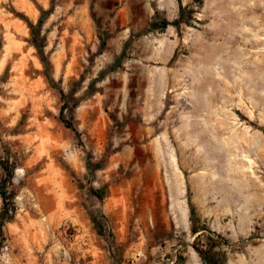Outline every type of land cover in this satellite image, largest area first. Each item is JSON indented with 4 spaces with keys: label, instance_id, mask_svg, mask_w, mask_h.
I'll return each instance as SVG.
<instances>
[{
    "label": "rangeland",
    "instance_id": "obj_1",
    "mask_svg": "<svg viewBox=\"0 0 264 264\" xmlns=\"http://www.w3.org/2000/svg\"><path fill=\"white\" fill-rule=\"evenodd\" d=\"M0 192V264H264V0H0Z\"/></svg>",
    "mask_w": 264,
    "mask_h": 264
},
{
    "label": "trees",
    "instance_id": "obj_2",
    "mask_svg": "<svg viewBox=\"0 0 264 264\" xmlns=\"http://www.w3.org/2000/svg\"><path fill=\"white\" fill-rule=\"evenodd\" d=\"M175 23L178 25L179 21H178V22H175ZM169 24H170V22H169L166 18H164V19H162V20L160 21V25L162 26V28H166ZM65 109H66V106H65V104H64L63 107H62L61 112L64 113ZM66 123H67V126H69V127H73V123H72V121L67 120ZM9 177H10V175H9ZM0 194H1L2 196L4 195L3 192H0ZM193 223H194V224H193L192 230L196 233V232L199 231V229H198V227H197L196 224H195L194 218H193ZM2 233H3V231H2V224H1V222H0V234L2 235ZM219 236H220V235H219ZM197 251L201 254V256L203 257V259H204L207 263H209V264H215L214 257L212 256V254H210L209 251H204V250L201 249V248H197Z\"/></svg>",
    "mask_w": 264,
    "mask_h": 264
}]
</instances>
